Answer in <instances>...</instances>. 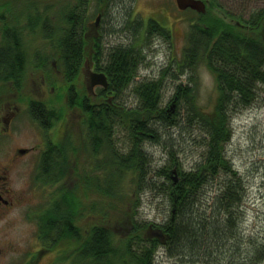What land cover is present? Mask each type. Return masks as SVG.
<instances>
[{"label":"trees","instance_id":"obj_1","mask_svg":"<svg viewBox=\"0 0 264 264\" xmlns=\"http://www.w3.org/2000/svg\"><path fill=\"white\" fill-rule=\"evenodd\" d=\"M101 1L96 0V4ZM74 2L72 6L69 2L56 5L61 7L62 14L54 22V14L50 13L54 5L47 4V9L43 5L40 12L35 10L37 17L41 13V19L27 23L10 21L9 10L6 7L0 9V92L6 87L19 90L24 84L22 74L26 53L22 36L38 29L43 39L55 44L57 68L69 86L66 94L68 107H77L83 114V134L92 154H99L101 147L110 153V158L105 160L106 166L97 168L107 172V178H114L110 186L108 179L105 180L107 189L102 193L116 195L115 178L120 179L125 173L135 176L138 187L152 188L153 183L147 179L150 170L141 143L161 140L163 135L169 139L172 134L163 130L172 125L178 126L183 137H190L194 130L198 131L203 154L196 166L183 170L173 147H170L168 154L172 168L164 166L158 170L162 179L160 192L171 207L169 218L158 224L134 223L131 236L126 238L116 239L103 221L80 232L74 225L78 202L63 186L50 208L43 210L42 207L35 212L37 238L42 247L49 252L59 243L69 245V242H75L76 247L65 246L70 257L67 264H156L155 252L160 245L166 246L177 258V264L209 263L211 259L216 262L221 256L230 264H262L264 240L252 236L245 239L240 230L244 183L225 158L224 144L230 138V112L247 106L260 92L264 97V6H260L258 0H211L208 4L216 7L222 17L203 20L205 13H198L200 18L190 25L186 36L183 58L174 63L175 73L189 71L191 74L185 84H177L174 96L163 108L159 106L160 79L169 68L166 67L158 79L135 81V76L144 58L141 44L150 35L168 40L169 31L153 19L143 22L145 27L141 30L142 23L137 20L135 24H141V27H138L133 44L106 48L100 36L90 35L95 33V27L86 21L85 0ZM0 3L4 4V0ZM90 54L106 76L107 85H101L96 97L90 95L87 99L76 93L73 82L82 74L78 67ZM201 62L213 75L216 84L217 96L209 110L197 106L193 95V73ZM130 85L136 103L128 105L123 93ZM181 106L185 111L183 116ZM28 112L43 128H48L54 118L42 102L31 101ZM121 130L130 141L126 154L116 149L113 138ZM44 148L46 151L41 155L39 170L46 178L44 183L53 182L51 185H54L64 177L60 164L55 166L57 160H65L63 147L46 143ZM54 169H58L56 173ZM172 169L178 178L176 183L170 176ZM221 173L224 174L221 190L214 196L211 207L206 208L201 192ZM94 186V189L98 188L96 183ZM142 231L146 237L138 235Z\"/></svg>","mask_w":264,"mask_h":264},{"label":"rangeland","instance_id":"obj_2","mask_svg":"<svg viewBox=\"0 0 264 264\" xmlns=\"http://www.w3.org/2000/svg\"><path fill=\"white\" fill-rule=\"evenodd\" d=\"M72 1L75 0H4V4L0 3V9L6 7L9 10L10 21L27 23L41 19V13L38 14L40 17H37L35 10L40 12L43 5L46 6H44L45 9L48 8L47 4L54 5L53 7H57V10L53 8L50 11L52 15L54 14V22L62 14L61 7L56 5L69 2L72 6L75 4ZM202 1L206 2L203 20L214 16L222 17L216 7L208 4L211 0ZM258 1L260 6H264L263 0ZM98 11L94 3L90 4L86 11V21L94 22ZM102 12L103 15L97 22L96 35L101 37L100 41L106 48L133 44L138 27H141V24H135L137 20L142 23L141 30L145 27L143 22L153 19L166 28L169 34L171 32L172 37L168 40L159 35H150L141 44L144 58L135 76V81L158 79L162 71L166 67L169 68V72L164 73L160 79L159 106L166 108L175 94L177 84H185L187 77L191 74L189 71L183 74L175 73L174 63L177 64L183 58V51L187 46L186 36L190 25L200 18L198 13L190 9L179 10L174 0H109ZM22 43L26 53V65L22 74L24 84L22 83L19 90L6 87L0 92L1 104L17 108L15 116L9 117L10 122L7 128L5 124V119L8 118L7 111L0 112V161L3 162L15 148L39 150L18 159L12 168V188L27 189L31 204L17 206L1 223L0 246L1 248L11 247L8 250L15 248L16 253L6 252L0 258V264L23 262L25 251L37 247L35 212L42 207L43 210L50 208L55 198L62 192L63 186L76 197L78 202L74 225L80 232L103 221L116 239L126 238L131 236L130 230L134 223L158 224L167 221L171 207L167 198L160 192L159 186L162 179L158 175V170L164 166L168 169L172 168L168 154L171 146L183 170H190L196 166L203 154L202 138L199 137V132L194 130L190 137H183L182 132L178 131V126L172 125L163 130L172 134L169 139L163 135L161 140H146L141 143L150 170L147 179L153 183L152 188L143 185L138 187L135 176L125 173L120 179L115 178L117 179L116 195L108 196L102 193L104 189H107L105 180L108 179L110 186L114 178L112 176L107 178V172L104 173L102 169L97 168L106 166L105 160L110 158V153L101 147L99 154L94 156L83 137L85 134L79 120V109L68 107L65 90L67 82L57 68L58 51L55 49V44L52 40L43 39L38 29L24 34ZM193 75L195 83L193 84L191 80L190 83L194 85L195 103L202 110L212 109L217 96L213 75L203 62L197 65ZM82 79L83 76L80 75L73 83L80 96H85L86 84ZM123 97L128 105L136 103L131 85L124 91ZM34 100L44 103L52 112L54 118L48 128L41 127L30 116L28 103ZM180 108V114L183 116L184 107ZM229 121L230 138L224 144V155L244 183L240 230L245 239L252 236L253 239L264 240V97L261 92L247 106L231 111ZM113 138H115L116 149L126 154L130 148V141L124 131L116 132ZM46 143L61 144L63 147L65 160L62 162L57 160L55 166L60 164L59 166L64 170V177L54 185H51L53 182L44 183L46 178L39 170L40 163H37ZM50 156L54 158V154ZM57 170L54 169V172L56 173ZM223 181L224 174L221 173L201 192L202 195L204 194L206 208L211 207L214 196L221 190ZM95 183L98 185L97 189H94ZM33 186H35L34 191ZM8 220L10 221L7 222ZM138 235L142 238L147 236L143 231ZM65 246L73 248L77 245L75 242H69V245L59 243L52 251L44 255L40 264H67L70 257L65 252ZM176 260L177 258L171 255L166 246L157 247L156 264H177ZM208 261L210 262L203 261L198 264H230L224 256L218 257L216 262L212 259Z\"/></svg>","mask_w":264,"mask_h":264},{"label":"flooded vegetation","instance_id":"obj_3","mask_svg":"<svg viewBox=\"0 0 264 264\" xmlns=\"http://www.w3.org/2000/svg\"><path fill=\"white\" fill-rule=\"evenodd\" d=\"M103 1V0H102ZM98 2L96 4V0H85V5L88 9L89 5L94 3L98 9L105 7L107 4L106 3H102ZM74 2V1H73ZM106 2V0H105ZM105 4V5H104ZM103 15L102 11H98L97 12V16L96 18L99 16L100 17ZM95 18V20H96ZM98 19V20H99ZM97 20V22H98ZM95 21L90 23V25H92L91 27H95V33H90L91 36L96 35V31L98 28V23ZM94 23V25H93ZM172 37L171 36V32H170V36L169 38ZM79 72H82V76H83V82H85L86 84V94H85V98L89 99L90 95L96 97L97 92L99 89H101V85L95 84V85H91V80L89 77V73H101L102 71L98 69L97 67V62L95 59L92 58V55H89V58H87L85 61H83V63L78 67ZM69 86L66 85V93L68 91ZM76 93L79 94L78 90L76 89ZM80 95V94H79ZM37 101V100H34ZM31 102V101H30ZM29 102V103H30ZM40 102V101H37ZM28 103V105H29ZM7 111L6 114L8 115V118L5 119V124H6V128L9 127V117H14L16 112H17V108L16 107H7L4 106L3 104L0 103V112L3 111ZM79 120L81 121V124L83 126V114L81 113V111L79 110ZM84 128V127H83ZM85 129V128H84ZM83 129V132L85 133V130ZM84 137V136H83ZM52 142V141H51ZM50 145H56L55 143L50 144ZM45 147V146H44ZM42 148L41 150V154L43 152H45V148ZM39 149H29V148H15L11 154H9V156L7 158H5V160L3 162L0 161V225L1 223L9 217V215L13 212V210L15 208H17V206L21 205H27V204H31V200H30V195L27 189H20V190H15L14 188H12L11 186V173H12V168L14 167V165L18 162V159H22L24 157H26L27 155L33 153V151H38ZM40 162V159L38 160L37 163ZM35 189V186H33V191ZM10 220H8L7 222H9ZM6 222V223H7ZM37 247L33 248L32 250L29 251H25L26 253L23 255V262L20 263H13V264H40L43 260L44 255L48 254L49 252L47 250H45L41 243L38 241V244H36ZM11 247H3L1 248L0 246V258L2 255L6 254V252H11L13 254L16 253L15 248L10 249ZM22 252V251H21ZM19 252V253H21ZM17 253V254H19ZM16 254V255H17Z\"/></svg>","mask_w":264,"mask_h":264},{"label":"water","instance_id":"obj_4","mask_svg":"<svg viewBox=\"0 0 264 264\" xmlns=\"http://www.w3.org/2000/svg\"><path fill=\"white\" fill-rule=\"evenodd\" d=\"M177 8L181 11L190 9L194 10L199 14H203L206 11V2L202 0H174ZM99 19V16L96 18V22ZM89 77L91 80V85H102L103 87H106V76L103 73H89ZM170 176L173 181V183H176L178 181V178L176 176L175 169H172L170 171Z\"/></svg>","mask_w":264,"mask_h":264}]
</instances>
